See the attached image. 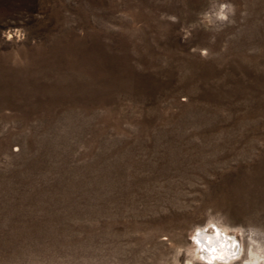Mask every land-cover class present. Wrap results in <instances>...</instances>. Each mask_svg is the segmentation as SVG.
Returning a JSON list of instances; mask_svg holds the SVG:
<instances>
[{"label":"rangeland","instance_id":"374dc122","mask_svg":"<svg viewBox=\"0 0 264 264\" xmlns=\"http://www.w3.org/2000/svg\"><path fill=\"white\" fill-rule=\"evenodd\" d=\"M207 3L0 0L27 34L0 36V257L161 264L209 210L264 230V0L182 42Z\"/></svg>","mask_w":264,"mask_h":264},{"label":"clouds","instance_id":"9594fccd","mask_svg":"<svg viewBox=\"0 0 264 264\" xmlns=\"http://www.w3.org/2000/svg\"><path fill=\"white\" fill-rule=\"evenodd\" d=\"M235 15L236 5L232 0H208L207 7L198 14L197 21L180 28L183 34L181 40H189L197 28L204 31L222 30L224 26L234 22L232 18ZM166 19L173 24L179 23L178 17L175 16H167ZM0 36L8 43L13 40L22 43L27 39L23 28H8ZM190 52L199 54L203 59H207L209 55L207 48L192 47ZM13 151L19 152L20 147L15 146ZM162 239L170 244L173 252L167 260L161 261V264H264V230L230 226L219 214L213 215L211 210L203 224H196L189 230L186 244L177 246L171 244L166 236ZM0 264L39 262L35 257L12 253L0 257Z\"/></svg>","mask_w":264,"mask_h":264}]
</instances>
